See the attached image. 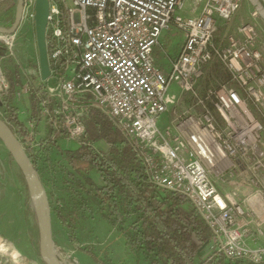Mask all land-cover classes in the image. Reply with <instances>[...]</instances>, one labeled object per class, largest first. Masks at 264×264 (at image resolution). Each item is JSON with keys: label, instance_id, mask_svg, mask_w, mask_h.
Masks as SVG:
<instances>
[{"label": "built area", "instance_id": "2783aa9c", "mask_svg": "<svg viewBox=\"0 0 264 264\" xmlns=\"http://www.w3.org/2000/svg\"><path fill=\"white\" fill-rule=\"evenodd\" d=\"M191 1L198 16H176L184 0H49L51 74L43 80L39 68L29 72L24 90L34 91L36 114L28 118L21 141L36 155L38 130L55 139L64 132L75 140L87 133L86 119L104 116L130 141L154 185L195 204L213 232L217 254L263 263L264 245L257 241L264 233V68L258 29L243 24L225 45H217V20L231 21L243 0ZM35 3L24 0L23 21L34 22ZM260 7L253 17L263 13ZM173 24L184 32L185 44L165 73L156 66L154 49ZM15 40L16 34L0 33L10 55ZM216 60L240 87L210 85L204 92L209 102L199 101L200 115H177L160 128L161 117L178 105L172 87L198 100L200 80ZM0 73L7 92L10 85ZM234 179L252 193L242 199Z\"/></svg>", "mask_w": 264, "mask_h": 264}, {"label": "rangeland", "instance_id": "374dc122", "mask_svg": "<svg viewBox=\"0 0 264 264\" xmlns=\"http://www.w3.org/2000/svg\"><path fill=\"white\" fill-rule=\"evenodd\" d=\"M257 1L259 3L255 5L249 3L250 6H246V8L241 6L242 8L232 18L234 19L232 20L233 23L227 22L229 23L227 24L224 20H219L214 39L215 44L219 45L223 42V45H225L228 35L237 30V22L241 26L252 22V18L257 19L256 23L260 24L258 25L259 34L256 47L262 55L261 65L264 68V11L262 14L259 13L258 16H252L255 7L261 6L260 8L264 10V0ZM16 5L17 0H13V5L10 9H8L7 4L0 5V25H5L4 27L6 28L13 25ZM17 31L19 32L15 40L13 55L6 51L4 55L0 56V69L2 74L4 73L3 76L6 82L12 87V90L6 92L2 87L3 85H0V117L7 122L6 118L10 113L4 104L6 103L7 107L17 111L18 119L25 128L28 118L32 114H36L33 106L35 93L31 91L28 94L24 89L30 83L29 72L36 69L37 65H39V53L34 22L25 20L22 29ZM174 45L175 43L165 44L164 48L159 47L155 50V58L160 64L169 66L170 58L176 52ZM216 63H218L217 60L213 68L209 69L205 77L203 76L204 78L200 80L198 100L189 94L181 95V90L179 91L176 86L173 88L176 92L173 91V94L178 99V105L161 117L160 128L171 125L172 120L174 121L180 117L177 115L183 116L189 112L200 115L199 101L209 102L204 99V92L210 85L216 82L218 84L231 82V84L240 87L238 82L232 78L230 70L221 62L231 76V80L226 81L222 80V78L220 80L219 76L215 79V82L210 80L208 75L212 73ZM13 73H16L22 82V85L17 90L14 87L17 77H14ZM85 121H89V118ZM110 125L113 126L111 122ZM113 128L115 129L114 126ZM52 135L48 130L44 132L38 130L35 142L40 145V148H38L36 155L27 152L26 145L21 141L23 140L21 137L25 135L20 138L18 135L16 136L22 142V146L28 156L38 157L36 170L48 199V213L52 228L54 250L57 256L64 264H146L143 256L128 249L125 234L119 228L121 224L113 226L112 221L103 216L100 206L92 204L86 198V193L78 186L79 182H84V177L73 172L63 151L76 150L80 145V140L69 139L64 132L59 133L56 139L52 138ZM46 139H49L51 144H48L45 141ZM46 145H49V147L47 148ZM94 147L102 154H106L109 152L110 145L106 141H99L94 144ZM68 173H74V178L67 175ZM90 176L99 186L103 185V181L97 172L93 171ZM71 189H74V202L71 200ZM73 204L74 213L72 219H75L77 225L75 228L73 227L74 238L72 239L69 237L66 228L61 225L60 220L56 217L55 210L58 207L63 210L68 208L70 210ZM62 205L65 208H62ZM0 239L8 249V252H4L0 248V264H45L40 253L39 227L25 178L1 140ZM13 252H18L19 257L17 259L12 258Z\"/></svg>", "mask_w": 264, "mask_h": 264}, {"label": "trees", "instance_id": "16d2710c", "mask_svg": "<svg viewBox=\"0 0 264 264\" xmlns=\"http://www.w3.org/2000/svg\"><path fill=\"white\" fill-rule=\"evenodd\" d=\"M5 52L6 48L0 44V56ZM209 76L214 82L218 76L220 80H231L221 63L216 64ZM4 104L10 113L6 121L18 137L24 136L27 131L17 111ZM88 122L87 133L78 138L79 147L63 153L73 172L84 177V182H79L78 186L86 193V198L100 206L103 216L109 218L113 226L121 224L119 228L125 234L128 249L143 256L146 264H264L246 259L229 260L213 249L202 255L214 235L191 200L154 185L130 141L107 119L94 114ZM99 141L110 145L108 153L95 149L94 144ZM29 157L37 169V159ZM93 171L100 175L102 186L91 178ZM67 175L74 178V173ZM71 191L74 202V189ZM68 209L58 207L55 214L73 239L77 225L72 219L74 204Z\"/></svg>", "mask_w": 264, "mask_h": 264}, {"label": "water", "instance_id": "95a60500", "mask_svg": "<svg viewBox=\"0 0 264 264\" xmlns=\"http://www.w3.org/2000/svg\"><path fill=\"white\" fill-rule=\"evenodd\" d=\"M24 0H17L16 17L10 28L0 27V33L12 35L15 34L23 22ZM50 14L49 0H36L34 25L36 42L39 53V68L43 80H46L50 74V65L48 60L47 48V27ZM1 76V73H0ZM0 140L6 146L11 156L19 166L29 191V195L35 210V215L40 232V253L45 264H64L57 256L54 250L52 228L48 211V199L46 191L41 183L40 177L33 162L24 150L21 142L11 129L0 117ZM214 240L206 246L202 255L210 251L214 246Z\"/></svg>", "mask_w": 264, "mask_h": 264}, {"label": "crops", "instance_id": "0c3cea01", "mask_svg": "<svg viewBox=\"0 0 264 264\" xmlns=\"http://www.w3.org/2000/svg\"><path fill=\"white\" fill-rule=\"evenodd\" d=\"M251 5H255L256 3H259L257 0H243V3L241 4V6H245V8H246V6H250V4ZM263 3H264V1H263ZM2 4H7V7H8V9H10L11 8V6L13 5V0H0V5H2ZM199 8V7H198ZM198 8H196V9H194V3H192V1L191 0H184V5H183V8L182 9H179L177 12H176V16H179V15H182L183 17H195V16H198L199 15V13H200V10L198 9ZM242 8V7H241ZM16 9H17V5H16ZM15 17H16V13H15ZM252 18V17H251ZM219 20H222V19H218L217 21H218V25H219ZM232 20H234V19H232ZM232 20L231 21H229V23H231L232 22ZM257 19H253L252 18V22H250V23H252V24H254L256 27H257V29H258V31H259V28H258V25L260 24V23H256L257 21H256ZM14 21H15V19H14ZM226 22V21H225ZM14 23V22H13ZM12 23V24H13ZM227 23V22H226ZM229 23H227V24H229ZM233 23V22H232ZM236 23V22H235ZM238 24H239V22H237ZM23 24H24V21L22 22V24L19 26V30H21L22 29V27H23ZM238 24H236L237 25V30H238V28H239V25ZM5 25H0V27H4ZM11 27V26H10ZM10 27H8V28H10ZM237 30H235L233 33H231V34H234V33H236L237 32ZM18 32L19 31H17V33H16V37L18 36ZM231 34H229V35H231ZM172 43H175V45H174V49L176 50V52H175V54H174V56H172L171 58H170V63H169V66H164V65H162V64H160L157 60H156V58H155V54H154V59H155V63H156V66L158 67V68H160L161 70H163V72H165V73H169V71H170V69H171V66H172V64H173V62L180 56V54H181V52H182V50H183V47H184V44H185V35H184V32L181 30V29H179L178 27H177V25H175V24H173V25H171L170 27H169V29H167V30H165L164 32H163V34H162V36H161V38H160V41H159V43H158V45L155 47V49H154V53H155V50L157 49V48H159V47H165V44H172ZM223 43V42H222ZM1 44V43H0ZM165 50V49H164ZM13 55V54H12ZM218 61V63H220V61L219 60H217ZM217 64V63H216ZM215 65V62L211 65V67H210V69H212L213 68V66ZM38 67L37 68H39V65H37ZM168 67V68H167ZM36 68V69H37ZM39 70H40V68H39ZM213 71V70H212ZM3 75H4V73H3ZM13 75H14V77H17L16 79H15V90H17L21 85H22V82L19 80V77H18V75L16 74V73H13ZM209 76V75H208ZM42 78V77H41ZM215 84V83H214ZM175 87V86H174ZM174 87H172V93H174L175 91L173 90V88ZM178 89V88H177ZM179 90V89H178ZM174 91V92H173ZM176 93V92H175ZM181 94V93H180ZM182 95V94H181ZM188 98V97H187ZM187 98H185V99H187ZM34 106V105H33ZM100 115V114H99ZM93 116V115H92ZM92 116H90L89 117V119L92 117ZM100 116H102V115H100ZM104 117V116H103ZM173 121V120H172ZM171 121V122H172ZM86 124H88V121L86 122ZM165 127V126H164ZM232 184L236 187V189L238 190V193L240 194V196H241V198L242 199H244L247 195H249L250 193H252V188L251 187H249V186H245V184L243 183V181H241V179H234L233 181H232ZM252 186V185H251ZM258 214H259V211L258 210H256L255 211V215H257L258 216ZM258 228L257 227H255V230H257ZM263 232H264V227H263ZM258 234H259V231H258ZM261 234V233H260ZM258 239H259V242H258V244L259 245H264V233L261 235V236H259V237H257V241H258ZM249 240H250V242H253V240H251L250 238H249Z\"/></svg>", "mask_w": 264, "mask_h": 264}, {"label": "bare ground", "instance_id": "6f19581e", "mask_svg": "<svg viewBox=\"0 0 264 264\" xmlns=\"http://www.w3.org/2000/svg\"><path fill=\"white\" fill-rule=\"evenodd\" d=\"M0 248L4 251V252H8V249L6 248V246L2 243V240L0 239ZM0 249V250H1ZM13 257L12 258H15L17 259L19 257V254L18 252H13L12 253Z\"/></svg>", "mask_w": 264, "mask_h": 264}]
</instances>
